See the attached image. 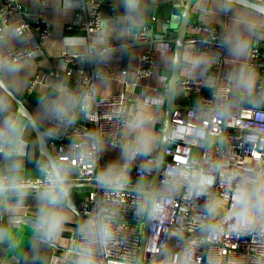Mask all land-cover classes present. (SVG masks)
I'll use <instances>...</instances> for the list:
<instances>
[{"label":"clouds","instance_id":"clouds-1","mask_svg":"<svg viewBox=\"0 0 264 264\" xmlns=\"http://www.w3.org/2000/svg\"><path fill=\"white\" fill-rule=\"evenodd\" d=\"M103 2L0 0V264H264V0Z\"/></svg>","mask_w":264,"mask_h":264},{"label":"crops","instance_id":"crops-1","mask_svg":"<svg viewBox=\"0 0 264 264\" xmlns=\"http://www.w3.org/2000/svg\"><path fill=\"white\" fill-rule=\"evenodd\" d=\"M23 2L25 3V4H27L28 3V0H23ZM109 3H111V0H108V3L107 4H102L101 5V11H104L105 13H107V14H111L110 13V11H109V7H108V4ZM168 7H169V5H168V0H162V6H161V15H164V13L166 12V10L168 9ZM31 22H35V21H31ZM68 24H65L64 26H63V34L64 35H73V34H79L80 33V29L79 28H74V29H71V30H67L66 29V26H67ZM146 49H149V48H146ZM145 49V50H146ZM145 50L143 51V53L145 52ZM153 54H154V59L156 58V56H155V53L153 52ZM46 55H47V53H46ZM56 63H57V61L56 60H54V59H52V60H50V64L51 65H53V66H55L56 65ZM126 66V58H125V60L123 61V62H121V64L119 65V68L121 69V70H123V68ZM73 70L74 71H76V69H74L73 68ZM89 71H91L90 69H89ZM37 87H38V85H37ZM203 93H208L207 92V90H203ZM37 93H33V95H36ZM25 96H26V99H27V101H28V103L30 104V106H32V107H35L36 106V100H35V97H27V94H25ZM190 103H193V101H189ZM186 103H187V101H186ZM115 155H116V153L115 152H112V153H109V154H106L104 157H103V159H102V163H105V162H107L108 160H110V159H112V158H114L115 157Z\"/></svg>","mask_w":264,"mask_h":264},{"label":"built area","instance_id":"built-area-1","mask_svg":"<svg viewBox=\"0 0 264 264\" xmlns=\"http://www.w3.org/2000/svg\"><path fill=\"white\" fill-rule=\"evenodd\" d=\"M108 7H109V11L111 13V3L108 4ZM101 10V9H100ZM89 19L87 16H85V20ZM30 23L32 24V27L34 29V31H37V38L39 39V36L43 33H45L48 29H47V25L46 24H43L39 21H35V22H31ZM43 25V26H42ZM82 25H75V24H68L66 26V29L67 30H71V29H74V28H79L81 29ZM145 55H147L149 57V61L145 63L144 67L147 68L149 65H150V62L154 59V54H153V51L149 48V49H146L145 52L143 53ZM259 62L261 63H264V58H263V54H262V49L260 50V60ZM69 67H73L74 69L77 70L78 66L76 65H69ZM203 91V90H202ZM204 95H209V93H203ZM187 101V103H189L190 105L192 103H190L189 101H195L196 99V92L195 90L193 91L192 95L188 98H185ZM181 112L183 113L184 112V109L183 108H180ZM57 143H67V141H58ZM241 251H243V248H241Z\"/></svg>","mask_w":264,"mask_h":264},{"label":"water","instance_id":"water-1","mask_svg":"<svg viewBox=\"0 0 264 264\" xmlns=\"http://www.w3.org/2000/svg\"><path fill=\"white\" fill-rule=\"evenodd\" d=\"M108 0H104L103 4H107ZM43 26V25H42ZM183 35V30H181V36ZM262 54H263V58H264V48H262ZM186 99H181L178 101V103L180 104V108L185 109L186 107H189L190 104L186 103L185 101Z\"/></svg>","mask_w":264,"mask_h":264}]
</instances>
